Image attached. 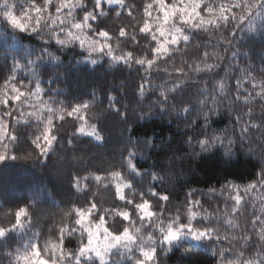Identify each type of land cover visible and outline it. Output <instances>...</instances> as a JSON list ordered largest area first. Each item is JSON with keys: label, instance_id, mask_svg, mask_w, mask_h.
<instances>
[{"label": "snow or ice", "instance_id": "snow-or-ice-1", "mask_svg": "<svg viewBox=\"0 0 264 264\" xmlns=\"http://www.w3.org/2000/svg\"><path fill=\"white\" fill-rule=\"evenodd\" d=\"M25 3L28 5L26 8L23 4L18 7L17 4L10 3V0H0V24L20 33L41 37L45 45L54 41L61 49L78 43L80 48L87 51L93 64L97 62L94 54H99L112 63L123 62L129 67L133 63L139 65L146 74H150L153 69L163 71L169 78L171 73L167 67L160 68V63L167 62L182 46L187 48L194 32L211 34L224 29L234 38L237 31L253 33L259 27L264 34V0H140L143 9L140 21H136L133 16V9L137 4L126 3V0H25ZM117 8L126 10L127 15L135 22L113 32L105 26L104 20L110 15L120 17L122 12ZM129 27L131 31L128 30ZM222 43L232 45L233 41L222 37ZM128 45L134 46L132 50H127ZM224 51L228 52L229 48ZM41 52L52 59H59L48 47L42 48ZM237 54L238 50L231 51V58H236ZM210 58L213 61L211 63L208 62ZM223 60L224 57L218 53L210 54L204 50L202 58L195 62L194 67L187 61L184 63L191 71L200 74L217 71ZM34 63L35 61H28V65ZM18 67L19 64L13 65L12 74L0 87V143L5 139L13 144L18 141V130L9 132L13 122L16 125L23 122L31 126L34 119L35 132L31 143L34 151L39 150L41 155H45L59 139L62 124L58 125L56 121L67 122L66 117L81 122L74 131L84 133L85 126H90L92 131L87 134L102 140L96 125H88L89 102H80L59 110L45 105L47 115L44 112L37 114L36 104L30 102L35 98L44 103L40 99L42 88L39 78L27 83L17 79L15 70ZM173 70L187 76L183 67ZM240 71L244 74L234 78L231 94L227 91L225 80L221 78L211 86L207 81L204 82V87L200 89L201 98L197 101L198 108L193 107L191 102H185L181 111L188 114L186 127L196 133L195 136L187 135L186 142L190 147L198 146L200 152H208L216 146L225 147L227 140L226 155H232L234 140L227 135V128L213 127L214 118L221 114V108L225 105L231 114L235 111L234 105L237 102L243 101L245 105H250L257 98L264 102V79L257 81L251 72L245 69ZM144 81L138 86L137 103L146 102L147 108L141 109L140 119L153 109L175 110L173 101L176 97L173 94L181 87V79L177 78L176 83L167 88L164 85L157 88L148 75L144 77ZM116 104V97L110 96L109 107L115 108L117 113L127 118V111L121 113L120 108L115 107ZM124 107L127 109L128 105ZM28 108L33 110L28 111ZM245 116L248 117L247 120L244 119ZM252 118L253 110L250 106L243 113H235L232 116V135H236L238 127V139L249 143V153L255 147L264 153V137H261V143L255 147L251 137V130L264 128V123H253ZM143 143L146 148L155 146L147 135ZM138 151L139 141L128 151L124 168L130 173L142 175L138 170L141 166L135 160ZM9 159L15 160L17 156H9L8 144L3 143L0 163ZM143 174L148 173L145 170ZM150 175L152 181L164 179L159 173ZM107 176L115 181V197L124 202L122 206L113 204L102 207L86 200L83 205L66 212L67 222L49 229L50 237L45 238L42 244L37 233L36 242L30 240L22 248L7 252L9 264H96L97 261L99 264H119V261L111 259L113 250L119 252L121 258L127 256L132 264H165L168 254L177 246L185 249L183 256L187 259L184 264H196L195 250L206 246L205 242L212 245V254L217 257L216 264H264V195L256 197V193H264V165H261L253 180L244 185L227 181L219 189H208L209 195L218 193L224 197L221 201L223 206L225 209L231 207L233 214L249 203L255 208V203L249 201L248 197L261 201L259 214H252L249 224L239 235L232 230L240 226L233 219L227 218V211L223 215L224 224L228 228L222 229L219 207L213 212L203 207L201 200L196 198V193L202 190L189 191L184 203L173 210L162 206L161 202H169L171 198L167 194H160L154 184L135 189L131 182H124V171H111ZM93 178L98 182L102 180V176L98 174ZM83 179L88 180L89 177ZM78 183L79 181L77 185ZM125 188L133 189L130 197L125 195ZM109 216L113 219L112 224L108 223ZM14 217L15 222L11 227H0V239L6 240L10 233L22 227V218L27 220L29 217L28 208L19 207ZM249 226L252 232L248 231ZM101 236L103 244L99 243ZM254 237H258V241H254ZM74 239L79 242L76 247L70 248ZM187 240L197 243L184 245L182 242ZM120 249L124 251L120 252ZM136 252L139 253L138 256Z\"/></svg>", "mask_w": 264, "mask_h": 264}, {"label": "trees", "instance_id": "trees-1", "mask_svg": "<svg viewBox=\"0 0 264 264\" xmlns=\"http://www.w3.org/2000/svg\"><path fill=\"white\" fill-rule=\"evenodd\" d=\"M131 2L137 4L133 9V16L136 21H140L143 14L140 0H126V3ZM10 3H15L18 7L21 4L25 8L28 6L25 0H10ZM117 10L122 12L120 17L110 15L104 20L105 26L113 32L135 22L127 15L126 10L119 8ZM128 30L131 31V28ZM61 37L63 38V34ZM222 37L231 39L232 45L222 43ZM44 47L50 48L59 59H52L43 54L41 49ZM133 47L128 45L127 50H132ZM225 48H229V51L225 52ZM204 50L210 54L216 52L223 56L224 60L217 71L197 74L191 71L184 61L193 64L194 67L195 62L202 58ZM237 50V57L231 58V51ZM94 56L97 58L95 64L78 43L61 49L54 41L45 45L41 37L31 33H20L0 24V87L12 74L13 65L19 64L20 67L15 70L17 79L27 83L29 80L35 81L37 77L39 78L42 88L40 99L44 103L35 98L30 102L36 104L37 114L44 112L47 115L45 105L59 110L80 102H89L88 125L95 124L102 136V140H97L74 131L81 122L66 117L67 122L56 121L58 125L62 124L59 139L45 155H41L39 150L34 151V145L31 143L36 121L33 119L31 126L23 122L16 125L13 122L9 132L18 130L19 139L15 144L6 139L3 143L8 144V155L15 154L17 159L0 163V227H11L15 222L14 214L19 207H27L29 217L27 220L22 218V227L10 233L6 240L0 239V264H9L7 252L22 248L23 244L30 240L36 242L37 233L42 244L45 238L50 237L49 229L67 222L65 213L83 205L86 200L96 202L102 207L113 204L122 206L124 202L115 197V181L107 176L111 171H124L126 177L124 182H131L135 189L154 184L160 194H167L171 198L169 202H161L162 206L173 210L184 203L189 191L202 190L196 193V198L201 200L203 207L209 212L219 207L222 229L228 228L224 224L223 215L227 211V218L233 219L240 226L232 231L241 234L249 224L252 214L254 212L259 214L261 201L248 197L249 201L255 203V208L249 203L233 214L231 207L225 209L223 206L221 201L224 197L218 193L209 195L208 189L212 187L219 189L227 181L244 185L253 180L261 165H264V153L255 147L261 143V137H264V128L251 130L255 150L250 154L249 143L238 139L239 128L237 127L236 135L233 136L231 126L232 116L247 111L249 106L253 110L252 122L264 123V102L258 98L251 101L250 105H245L243 101L237 102L234 105L235 111L231 114L225 105L221 108V114L214 118L213 127L227 128V135L234 140L231 156L226 155L227 140L225 147L216 146L208 152H200L198 146L190 147L186 142L187 135L195 136L196 133L186 127L188 114L181 109L185 102H191L195 108L199 107L197 101L201 98L200 89L204 87L205 81L211 86L216 80L223 78L227 91L231 94L234 78L244 74L240 69L251 72L257 81L264 79L262 71L264 34L259 27L253 33L237 31L234 38L224 29L213 31L211 34L192 33L187 48L182 46L181 50L174 53L167 62H161L159 65L160 68L167 67L171 78L163 71L153 69L150 74H146L134 63L129 67L123 62H109L107 57H100L99 54ZM29 60L35 63L28 65ZM208 62L213 61L210 58ZM176 67H183L187 76L176 73L173 70ZM146 75L157 88L160 85L170 87L176 83L177 78L183 81L181 87L173 94L176 97L173 101L176 105L175 110L153 109L150 114L145 113L143 119L139 118L141 109L147 108L146 102L137 103L138 86L145 82ZM110 96L116 97L115 107L120 108L121 113L127 111V118H123L115 108L109 107ZM125 105H128L127 109ZM32 110L28 108V111ZM244 119L247 120L248 117L245 116ZM85 129L92 130L90 126H85ZM146 135L154 141V147L144 146ZM137 141L139 151L135 160L141 166L138 170L142 175L130 173L124 168L128 151ZM3 143H0V151H3ZM145 170L148 174H143ZM152 173H159L164 179L152 181L150 175ZM97 174L102 176L99 182L93 178ZM86 176L89 177L88 180L83 179ZM132 191L133 189H124L125 195L129 197ZM261 195L264 193H256V197ZM107 220L109 224L113 223L111 216L107 217ZM257 227L259 228V225ZM248 231H253L250 226ZM254 241H258V237H254ZM78 242L74 239L69 247H76ZM182 243L195 244L190 241ZM205 243L206 246L197 247L195 250L196 264H216L217 257L212 254V245ZM123 251L120 249V252ZM184 251V248L177 246L168 254L165 264H184L187 259L183 256ZM135 254L139 255L138 252ZM12 259L14 260V257ZM111 259L119 261V264H132L127 256L121 258L116 250ZM96 264H99V261Z\"/></svg>", "mask_w": 264, "mask_h": 264}, {"label": "rangeland", "instance_id": "rangeland-1", "mask_svg": "<svg viewBox=\"0 0 264 264\" xmlns=\"http://www.w3.org/2000/svg\"><path fill=\"white\" fill-rule=\"evenodd\" d=\"M91 131H92V130H87V129H85V132H84L83 134H84V135H88L87 133H88V132H91ZM88 136L95 138L94 135H88ZM95 139H96V138H95ZM21 224H23V222H21ZM187 241H190V242H193V243H197V242H195V241H191V240H187ZM99 243H100V244H103V243H104L102 236L99 238ZM114 251H115V250H113V252H114ZM106 259H107V258H106Z\"/></svg>", "mask_w": 264, "mask_h": 264}]
</instances>
